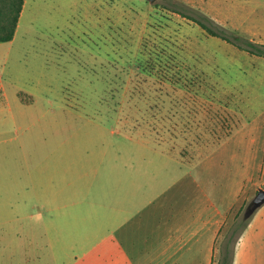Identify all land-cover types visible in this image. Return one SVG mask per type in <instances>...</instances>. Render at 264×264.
<instances>
[{"label":"rangeland","instance_id":"1","mask_svg":"<svg viewBox=\"0 0 264 264\" xmlns=\"http://www.w3.org/2000/svg\"><path fill=\"white\" fill-rule=\"evenodd\" d=\"M243 39L264 46V0H26L13 39L0 43V264H76L82 234L51 207L108 204L116 181L99 168L114 150L131 158L139 192L158 171L169 185L178 155L161 146L260 130V158L255 148L243 155L257 160L264 189V57L239 48ZM250 193L223 229L216 264L226 254L229 264H264L253 218L264 204L245 216Z\"/></svg>","mask_w":264,"mask_h":264},{"label":"crops","instance_id":"2","mask_svg":"<svg viewBox=\"0 0 264 264\" xmlns=\"http://www.w3.org/2000/svg\"><path fill=\"white\" fill-rule=\"evenodd\" d=\"M25 4L26 0L16 29ZM261 140L260 130H253L250 136L237 129L214 146H161L160 153L178 155L173 167L166 169L169 185L160 186L158 171L154 178L142 180L139 192L133 189L131 158L127 161L126 156L114 150L117 154L99 168L116 181L108 190V204L71 198V203L51 207L52 212L60 210L70 231L82 234L76 242L79 252L72 256L75 263L216 264L223 229L233 213L251 198L250 192L260 189V167L256 162L262 152ZM254 148L257 160L246 161L243 152ZM179 169L183 171L181 175ZM97 171L98 168L93 170L95 174ZM67 194H60L61 199L66 200ZM253 218L264 229V210ZM54 230L57 229L50 226L48 233ZM61 230L64 232V228ZM51 237L46 245L50 250L54 248ZM57 248L64 252L72 249L73 243L60 242Z\"/></svg>","mask_w":264,"mask_h":264},{"label":"trees","instance_id":"3","mask_svg":"<svg viewBox=\"0 0 264 264\" xmlns=\"http://www.w3.org/2000/svg\"><path fill=\"white\" fill-rule=\"evenodd\" d=\"M24 0H0V43L8 42L12 40L20 12L23 7ZM184 16V15H183ZM198 24L207 31L208 33L219 36L230 43H235L224 35L219 34L217 31L211 29L205 23L198 21ZM240 40L239 38H235ZM239 48H243L249 53L257 56L264 57V46L259 44H254L253 42L243 39L240 44H237ZM222 260L219 264H229L230 258L229 254Z\"/></svg>","mask_w":264,"mask_h":264},{"label":"water","instance_id":"4","mask_svg":"<svg viewBox=\"0 0 264 264\" xmlns=\"http://www.w3.org/2000/svg\"><path fill=\"white\" fill-rule=\"evenodd\" d=\"M150 3L155 2L156 0H147ZM264 203V189H258L256 194L254 195V197L251 199V201L249 202V204L247 205L245 211H244V215L245 216H249L250 214H252V212L259 207L261 204Z\"/></svg>","mask_w":264,"mask_h":264}]
</instances>
